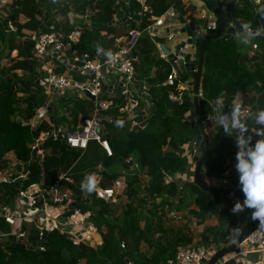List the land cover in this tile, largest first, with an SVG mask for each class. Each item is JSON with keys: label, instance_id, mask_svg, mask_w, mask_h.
Instances as JSON below:
<instances>
[{"label": "trees", "instance_id": "trees-1", "mask_svg": "<svg viewBox=\"0 0 264 264\" xmlns=\"http://www.w3.org/2000/svg\"><path fill=\"white\" fill-rule=\"evenodd\" d=\"M62 1L68 10L80 14H84L86 9L91 11L90 27L81 36V50L89 49L91 43H97L100 49L112 48L115 39L124 36L127 31H140L133 55L136 57V81L144 84L150 95L148 123L141 130H130L129 123L118 112L119 105L124 102L122 97H118L114 102L115 106L107 111L113 120L105 122L102 131L106 133L101 132L112 149L111 156H107L95 141H89L85 149L71 148L60 143L50 134L52 127L45 120L31 126L29 121L35 114L34 103L43 106L48 101L43 87L34 83L40 76L35 72L31 59L33 42L27 37V33L37 31L41 26L38 17L39 4L37 0H15L13 7H3L1 10H4V15H0V169L7 167L5 156L8 152H13L17 165L23 167L27 174L24 179L17 178L0 184L2 200L13 199L32 184L42 180L47 184L64 175L72 182L62 180L61 184L72 190L75 201V205L68 209L66 215H72L75 211L89 212L94 225L104 224L106 230L101 234L102 244L91 247L85 243L74 244L71 236L59 228L39 231L34 220L25 235L26 241H15L13 236L8 235L4 242H0V264H77L81 260H85V264H124L118 248L120 240L126 245L123 254L133 264H166L176 248L190 244L193 237L183 227L175 229L164 225L162 216L156 210L159 206L170 204L169 201L163 200L160 205L152 202L153 208L147 210H150V218L153 220L142 209L150 199L161 195L175 199V204L180 208L185 199H188L184 192H187L199 208L201 218L211 214L217 219L218 224L213 228L211 241L222 245L236 221V215L228 205L229 198L205 191L193 182L179 187L176 182L166 183L165 179L168 175L186 168L188 158L183 155V146L189 144L194 136L198 120L213 115L209 100L215 102L223 93L228 106L237 96L245 93L251 106L250 113L264 109V41L257 38L261 49L251 54L248 49L242 48L240 42L224 35L217 40L207 41L200 84L203 98H198V115L186 118L184 115L190 109L189 94L179 104L169 99L170 94H179V82L163 84L170 76L172 67L160 56L156 40L146 31V27L171 5L178 8L183 15L178 2L145 0L147 9L138 15L141 6L135 0H129L126 8L130 11V16L125 22L108 25L115 15L118 18L124 16L123 10L121 13L118 11L119 6L125 8L124 4L116 5V0ZM232 18L241 24L250 22L254 29L264 28V0H261L257 8L248 0H243L241 9L235 8L232 11ZM9 23L13 24L14 30H8ZM14 51L15 56H12ZM3 60L5 62L1 64ZM191 76L194 77L195 73ZM59 104L67 106L62 101ZM74 105L77 106L73 116L74 123L79 113L83 119L93 111V102L90 99H77ZM88 108L92 110L89 111ZM247 122L254 130L255 118L252 117ZM73 129L71 127L69 130ZM41 133L49 134L43 141L45 157L41 162L40 158L32 162L30 146ZM209 138V151L204 157L201 172L209 177L222 176L235 163V140L225 136L219 126L211 130ZM133 153L136 154L140 168L149 177L143 189L144 195H135V184L138 180L136 176L128 177L125 195L129 202L123 210L122 219L109 221V204L99 200L94 191L88 193L82 190V182L87 175L96 173L100 176V187L111 186L120 173L116 170L110 171L108 167L118 164L128 169L125 159ZM226 160L229 161V166H225ZM89 201H93V205ZM42 205L41 198H36L33 206L41 208ZM143 220L145 225L141 227ZM154 221L156 223L153 225ZM0 229L8 232L9 225L1 220ZM25 229L26 226H23L22 230ZM156 233H160L157 238ZM84 239L89 242L99 240L93 230H89ZM141 242L152 248L151 253L141 251ZM37 244H42L44 250L37 249ZM67 251L71 257L64 255Z\"/></svg>", "mask_w": 264, "mask_h": 264}, {"label": "built area", "instance_id": "built-area-1", "mask_svg": "<svg viewBox=\"0 0 264 264\" xmlns=\"http://www.w3.org/2000/svg\"><path fill=\"white\" fill-rule=\"evenodd\" d=\"M140 6L141 10L137 12L141 15L142 11L146 10L145 0H135ZM175 3L177 0H168ZM197 8H199V14L197 19L201 23L188 20L184 23L186 31H190L192 34L183 37L180 44L174 47H168L166 42L174 40L175 34L180 32L170 30V27L174 26L175 21H179L182 17L180 11L173 5H171L160 17L155 18L151 24L146 27V31L150 37H156L155 31L157 29L164 30L165 42L158 44L160 56L167 60L172 67V71L168 79L163 83L164 85L172 84L174 81L182 83L185 77H188L190 82L193 83L194 77H190L189 73L196 72V59H197V44L205 35L215 31L217 27L216 14L214 8H220L224 13L226 8L230 5L229 18L226 25H229V29L224 36L228 39H236V29L232 25H236L239 28L240 24L233 20L232 11L237 8L241 9L240 0H195ZM254 5H259L261 0H250ZM15 0L11 3H7V0H0V10L3 7L11 8L14 5ZM47 8L48 17L47 23L41 21V26L37 31L27 33V37L33 42V48L31 50V59L34 63V70L39 74V78L34 83L40 84L43 87L44 94L47 96V103L44 106H40L34 103L35 109V122L36 124L41 120H46L52 126L53 130L50 133L55 140L65 144L71 148L85 149L89 141H95L105 151L107 156L112 155V149L106 139L102 136V129L105 122H112V118L107 114V111L112 109L115 105L114 102L118 97H122L124 102L118 107V112L129 123V129L141 130L148 123V106H146L147 100L150 99V95L144 84H139L136 81L135 61L136 57L133 55L137 40L140 36V31L131 29L127 33L115 39L112 48L100 49L97 43H91V46L87 50H81L79 45L81 43V36L85 29L90 27V9H86L84 14H80L71 9H66L62 0H41ZM207 2H211V7L207 5ZM124 4V16L118 18L116 15L108 23V25H118L130 16V11L126 8L129 0H116V4ZM219 4V5H218ZM39 11L41 8L39 6ZM40 15V13H39ZM225 25V30H226ZM8 30H14L13 24H8ZM181 31V30H180ZM183 31V30H182ZM253 50L257 49V44L252 43ZM193 65V66H191ZM189 82V81H188ZM192 88V85H191ZM191 92L192 89H191ZM88 93L92 100L86 95ZM84 96L93 102V111L89 117L81 118L80 121L73 125V131L62 128L55 117L53 111L57 107L59 99L72 100ZM198 98H203L201 91L197 94ZM169 99L172 102L181 103L182 97L180 92L177 96L174 94L169 95ZM184 99V98H183ZM193 116L194 109L192 106V100L188 101ZM212 106L213 112L215 109V102L208 101ZM237 103L242 105V115L248 117L251 112V106L248 103L247 95L240 94L235 101L225 106L222 110L224 113H230L231 107ZM187 114L185 113V117ZM214 115V113H213ZM212 115V116H213ZM201 120L204 124V129L212 128L211 118ZM19 120V119H18ZM53 120L55 123H53ZM71 120V118L69 119ZM30 124L32 120L29 121ZM47 133H41L31 144L32 162L40 158V162L45 157V148L43 146L44 139L48 136ZM254 134H252L253 136ZM203 140H195L189 143L187 151L190 154L194 163L197 161L202 153ZM200 147L202 148L200 150ZM125 163L128 164V169L122 168L119 171V176L114 180L113 184L109 187L97 186L95 196L107 204H116L122 194H125L128 176H137L140 173V165L132 155L125 159ZM17 165V164H14ZM11 165L9 173L0 176V184L4 182L14 181L17 178L24 179L26 172L23 169L20 172H16ZM228 160L225 162V166H229ZM235 163L231 165V169L227 170L223 176H212L213 181H217L220 188L231 187L233 189H239L238 173L234 171ZM102 167L100 166V169ZM235 172V173H234ZM100 182V176L94 173ZM235 174V175H234ZM168 177V176H167ZM231 179L236 180L237 185L231 184ZM72 182L67 176H60L58 180L47 183L42 180L40 183L32 184L24 191L18 193L15 202L16 207L19 209L20 216L19 222L14 216L6 211V208L2 205V189L0 185V221L3 220L7 223L11 229L15 230L13 236L15 241H20L25 237V233L21 230V223H32L34 220L36 227L40 230H52L56 229L58 220L60 217H67L68 209L75 205L73 192L68 187L61 184V181ZM165 182L168 183L165 179ZM99 184V183H98ZM165 196V195H162ZM41 198L42 207L35 209L33 216L28 210H23V206H33L36 198ZM228 205L232 209L234 203L239 200L233 196L228 197ZM167 218L175 223H182L186 221V214L179 210V208L173 204L166 206ZM236 221L233 225L228 237L217 249L207 247L204 244H188L177 247L174 255L166 260V264H206L210 256L219 248L229 244L230 239L236 238L242 231L246 230L252 222L250 209L245 208L244 211L236 213ZM72 216V215H70ZM37 217V218H36ZM18 224V225H16ZM233 229H239L238 234H233ZM1 236V235H0ZM74 244L80 243V239L72 238ZM245 245L241 247H235L233 252L236 251L237 256H230L224 260L217 262L216 264H225V261L229 258L242 259V264H264L262 257L250 258L247 255H262L264 253V231L259 229V225L254 228L249 236L243 241ZM126 245L123 240L118 242V248L120 257L124 260V264H131L128 258L123 254ZM39 250H44L42 244L36 246ZM234 253V254H236ZM77 264H85V260H81Z\"/></svg>", "mask_w": 264, "mask_h": 264}, {"label": "clouds", "instance_id": "clouds-1", "mask_svg": "<svg viewBox=\"0 0 264 264\" xmlns=\"http://www.w3.org/2000/svg\"><path fill=\"white\" fill-rule=\"evenodd\" d=\"M236 29V39L244 46L264 36V28H253L250 22H244ZM102 51V49H98ZM226 106L223 93L215 99L214 117L215 123L222 129L227 137H233L237 151L235 152V170L238 173V183L243 193L242 203L237 200L231 211L236 214L245 208L252 209L251 218L259 221V229L264 231V109L255 113H249L248 117L242 115V105L237 103L230 106V113L222 110ZM255 118V129L252 130L248 120ZM122 125L121 121L117 122ZM252 133L258 139L253 143ZM99 180L95 174H89L82 182V190L91 193L96 190ZM239 229H233V234H238Z\"/></svg>", "mask_w": 264, "mask_h": 264}, {"label": "crops", "instance_id": "crops-1", "mask_svg": "<svg viewBox=\"0 0 264 264\" xmlns=\"http://www.w3.org/2000/svg\"><path fill=\"white\" fill-rule=\"evenodd\" d=\"M228 1L230 2V0H228ZM177 2L179 3V8H181V10L182 9H185V8H188V7H191L192 10H193L191 12V15L190 16H189V14H184L183 13L182 17L179 19V22L177 24H179V26H180L182 23L184 24L188 20H191V21L196 22L197 16H198L199 11H200L199 8H197V6H196L197 5L196 4L197 2L195 0H177L175 3H177ZM177 24L175 23L174 25L177 27ZM175 32H177V31H175ZM179 32H180L179 34H175V37L176 38L174 40H172L171 42H166V44L168 45V47L171 48V47H174L177 44H180L183 37H186V36H189V35L192 34L190 31H186L185 28H182L181 31H179ZM242 48L243 49H245V48L248 49L247 51H248L249 54H251L254 51L252 49V47H251V44L248 45V46L242 45ZM146 106H148L149 107L148 109H150V99L147 100ZM186 116L189 117L190 114L188 113ZM213 117H214V115L212 116L211 121L213 120ZM212 126H213L212 128L209 127V129L206 128V130H205L208 135L211 132V130H213L218 125H216L215 123H212ZM210 142H211V139L209 141V144H210ZM188 145L186 147H188ZM183 155L188 158V164H187L186 168L183 171H181V172H174L171 175H168V177H166V180L167 181L176 182L179 187H182V186H184V185H186L188 183H192L193 182V173H194V167H195L194 160L191 159L189 152L186 151V153H184ZM132 157L137 160L136 154L133 153L132 154ZM12 161H13L12 163H8L7 164V167H5L4 169H0V176L5 175L6 173H9L10 168H12L11 165L17 164V161H15V159L12 160ZM13 167H14L13 169L16 172H20L23 169V167H20L18 165H14ZM118 167H119V170H116V171H120L122 169V167L120 165ZM108 170H110L109 167H108ZM110 171H112V170H110ZM144 177H145V181L148 183L149 177L146 174L144 175ZM184 194H186V196H187L188 199L187 200L185 199V202H184L183 206H181L179 208V210H182L186 214V221H184L182 223H175V222L170 221L167 218L166 212L163 215L161 208H165L166 206H169V203L168 204H164L163 206H159L157 208L156 212H157L158 215H160V216L162 215V219L164 220V225L173 227L175 229L176 228H179V227L185 228L187 231L190 232V234L193 237L192 242L190 244H199V241L201 240V235L204 234L205 229H207V231L212 232L213 231V228L215 226H217L218 222H217V219L214 217V215H210L211 216V218L209 219V223H210L209 226L210 227L209 226H205V227H198V229H196V230L193 229L192 225H190V219L198 218L199 221H200V219H202V218L199 216V208L193 203V201L191 200V198L188 196L187 192H184ZM122 195H124V194H122ZM143 195H144V192L142 191V194L136 195V196H143ZM16 197H17V195H15L13 199H9V200H7L6 198H4V200H2V205H3L4 208H6V211L8 213L12 214L14 216V218L17 219V223H18L19 222V219H20V216H19V213H18L19 212L18 211L19 209H17V207H16V202H15ZM124 198L126 199V201H124ZM163 200L169 201L170 204H173V205L177 206L175 204V202H174L175 199L172 200V198H169V197H166V196H162V195L161 196H157L155 199H150L149 202H154L155 204L160 205V203ZM128 202H129L128 197H126L124 195L123 197H120L119 200H118V202L116 204H114V205H117V206L119 205V207H117V208L122 209V208H125V206H126V204ZM121 205L123 206L122 208L120 207ZM37 208H39V207H34V206H23L22 207L23 210H28L29 212H31V215L32 216L34 215L33 214L34 213L33 211L35 209H37ZM150 208H153V205H151V207L149 205H146V208H143L142 210L144 211L145 215L148 216V218L150 220H153L152 218H150V216H151L150 215V210H147V209H150ZM77 214L79 215V217H81V213L78 212ZM83 214H85V213H83ZM66 218H67L66 216L65 217H60L59 220H58L60 222L59 224H61L63 221H65ZM213 218L215 219V222H214ZM79 220H81V219H79ZM79 220H77V222ZM155 223H156V221H154L153 225ZM30 224L31 223H25V222H22L21 223V230H22V227L23 226H26V229L25 230H22L25 233V235H27V231H28V228H29ZM16 225H18V224H16ZM92 225L94 227H96V225H94V223H92ZM144 225H145V220H143L141 222V227H143ZM89 230H93L94 231V228L93 227H89V228L86 229L85 227H83L82 225L79 224L76 227V229H75V231H74V233L72 235H70L68 232L67 233L71 236V238L76 237V238L80 239V241L88 242V241H85V239L83 240V238L86 237V235L89 233ZM14 231L15 230L11 229L10 226H9V231L8 232H4L3 230L0 229V235H1V237H3V239H2L1 242H4L5 239H6V237L8 235L13 236V232ZM206 234H209V233H206ZM159 236H160V233H156L155 234V238H157ZM23 240L26 241L25 240V237L23 238ZM211 240L212 239H209L208 240V242L210 243V247L217 249L220 245H216ZM99 241L100 240H98L96 242H99ZM100 243H101V241L99 243H97V244L101 245L102 243L101 244ZM99 245H97V246H99ZM97 246H91V247H97ZM243 246L244 245L241 243L239 247L242 248ZM140 248H141V251H143V252L151 253V251H152V248H149L148 245L146 243H144V242H141ZM247 256L250 257V258H253L254 256L255 257L257 256V257H262V259H264V253L262 255L259 254V255H247ZM130 262H131V264H133V261H130Z\"/></svg>", "mask_w": 264, "mask_h": 264}, {"label": "rangeland", "instance_id": "rangeland-1", "mask_svg": "<svg viewBox=\"0 0 264 264\" xmlns=\"http://www.w3.org/2000/svg\"><path fill=\"white\" fill-rule=\"evenodd\" d=\"M38 1V4H39V6H40V8H41V12L39 11V13H40V15H38V16H40L41 17V21L42 22H44L45 21V24L48 22L47 21V19H49V21H50V18L48 17V11H49V8H47L46 6H45V4H43L42 2H41V0H37ZM249 2H250V4H252L253 5V7H255V8H257V7H259L260 6V4L259 5H254L250 0H248ZM12 2V0H7V3H11ZM211 4L212 3H210V2H207V5L209 6V7H211ZM242 4H243V0H240V4H239V6H242ZM117 5V4H116ZM219 5V4H218ZM122 10H124V8L122 7V6H119V8H118V11L121 13V11ZM182 11H183V13L184 14H189V16L191 15V12L193 11L192 10V8L191 7H188V8H185V9H182ZM201 11V10H200ZM3 12H4V10H0V15H4L3 14ZM179 21H175V23L177 24ZM199 23H201V21L200 20H198V19H196V24H199ZM240 25H242L241 23H239ZM175 26V25H174ZM172 26V27H170V30H172V31H180L182 28H184V24L182 23L180 26H179V24H177V27L175 26ZM174 27V28H173ZM227 29H229V25H226V30ZM155 33H156V37H154V39L156 40V43H157V47H158V44L159 43H162V42H165V39H164V37H163V35H164V30L163 29H157V31H155ZM100 35H103V33H100ZM256 43L257 44V49L256 50H258V49H261V46L259 45V42L257 41V40H254V41H252V43ZM252 43H251V45H252ZM241 44V43H240ZM242 45V44H241ZM255 51V50H254ZM11 55L12 56H15V51L14 52H12L11 53ZM5 61L3 60V61H1V64L2 63H4ZM18 73H21V72H18ZM191 73H189V76L191 77ZM192 78V77H191ZM186 80L187 79H183L182 80V83H179L178 84V89H179V91H180V95H181V97H182V102L184 101L183 100V98L185 97V95H187L188 96V94H189V98L192 100V98L191 97H193V92H191V85L193 84L192 82H190V80L188 79V81L186 82ZM84 100V99H88V98H85L84 96H80V97H78V98H74V99H72V100H65L64 98H62V99H59L58 100V103H60L61 101L62 102H66L67 103V106H65V104H64V106H61V104H59L58 105V103H57V107L54 109V111H53V116L55 117V119L57 120V122H58V124L62 127V128H64V129H70L73 125H76V123H78L79 121H80V119H79V116L81 115V113H79L78 114V117H77V119H76V122L74 123V121H73V116H74V112L75 111H77V106L76 105H74L75 104V102H76V100ZM46 102V101H45ZM175 103H178L179 104V102H175ZM46 105V104H45ZM44 106V105H43ZM75 106H76V108H75ZM88 110L89 111H91L92 109H90V108H88ZM91 114V113H90ZM90 116V115H89ZM88 116V117H89ZM189 117H192V116H189ZM71 118V120H69ZM188 118V117H187ZM35 114H34V116L31 118V120H32V123H34V124H31V126H34V125H36V122H35ZM30 120V121H31ZM45 120V119H44ZM46 121V120H45ZM198 121H200V120H198ZM49 123V122H48ZM52 127V126H51ZM52 130H53V128H52ZM102 132H104V134L106 133V131H102ZM41 135V134H40ZM39 135V136H40ZM39 136L37 137V138H39ZM209 136V135H208ZM36 138V139H37ZM35 139V140H36ZM256 139H258V137H256L255 136V134L253 135V143L255 142V140ZM34 140V141H35ZM209 141H210V138L208 139ZM33 141V142H34ZM191 141V140H190ZM190 141L188 142V143H190ZM188 144H185L184 146H183V154L184 153H186V151H187V146ZM5 158L7 159V162L8 163H12L13 161L12 160H14L15 159V161H17L16 160V158H15V156H14V154H13V152H8L7 153V155L5 156ZM118 165V164H117ZM117 165H111L110 167H109V169L110 170H119V165L117 166ZM234 171H236L235 169H234ZM119 172V171H118ZM235 173V172H234ZM144 175H145V170H143V169H140V173H139V175H137L136 176V178H137V180H138V182L135 184V195H140V194H142V191H143V189H144V187H145V185L147 184V182L145 181V177H144ZM235 175V174H234ZM223 176V175H222ZM128 177H131V176H128ZM127 177V178H128ZM125 193V192H124ZM125 195V194H124ZM124 195H121L120 197H123ZM126 196V195H125ZM85 198V196L83 197V199ZM124 201H126V199L124 198ZM90 202V205H93V201H89ZM146 205H152V202H147L146 203ZM146 205H143V208H146ZM117 207H119V205L117 206V205H114V204H109L108 205V210H107V212H108V214H109V216H108V220L110 221V220H112V219H115V218H119L120 220L122 219V213H123V210H124V208H122L123 206L121 205L120 207L122 208V209H120V208H117ZM40 209V208H39ZM96 209V208H95ZM120 210V211H119ZM161 210H162V213H163V215L165 214V212H166V208H161ZM119 211V212H118ZM164 211V212H163ZM79 211H75L73 214H72V216H67V218H66V220L65 221H63L61 224H57V227L63 232H68L70 235H72L73 233H74V231H75V229H76V227L80 224V225H82L83 227H85L86 229L87 228H89V227H93L94 228V232H95V234L97 235V237L99 238V240L101 241V243H102V239H101V234L103 233V232H105V230H106V227H105V225L104 224H98L96 227H94L93 225H92V223L94 222V221H92L91 220V218L89 217L90 216V213H85V214H83V213H81V217H79V216H77ZM80 213V212H79ZM86 215V216H85ZM211 214H207L206 216H204L202 219H200V221H199V219L198 218H194V219H190V225H192V227H193V229H198V227H205V226H209L210 225V223H209V219L211 218V216H210ZM162 216V215H161ZM37 218V217H36ZM79 219H81V220H79ZM77 220H79L78 222H77ZM213 220H214V222H215V219L213 218ZM210 227V226H209ZM75 228V229H74ZM55 229V228H54ZM206 233H209V234H206ZM116 235H118V234H116ZM2 239H3V237H1L0 236V242L2 241ZM209 239H212V232H210V231H207V229H205V232H204V234H202L201 235V240L199 241V243H201V244H204V245H206L207 247H209L210 246V243L208 242V240ZM99 241V242H100ZM99 242H83V241H80V243H85V244H87L88 246H97V245H99V244H97V243H99ZM119 242V241H118ZM100 243V244H101ZM241 244V243H240ZM240 244L238 245V246H240ZM237 246V247H238ZM73 252V251H72ZM120 253V252H119ZM234 253H236V251H234V252H232L230 255H228L227 257H230V256H232V255H234V256H237L238 254L236 253V254H234ZM64 255L66 256V257H71V254L70 253H68V251L67 252H65L64 253ZM227 257H225V259L227 258Z\"/></svg>", "mask_w": 264, "mask_h": 264}, {"label": "water", "instance_id": "water-1", "mask_svg": "<svg viewBox=\"0 0 264 264\" xmlns=\"http://www.w3.org/2000/svg\"><path fill=\"white\" fill-rule=\"evenodd\" d=\"M229 10H230V5L227 6L226 12L224 13L220 8H214V12L216 14V23L217 27L215 31L212 33H209L205 35L202 39L197 44V59H196V72L195 76L193 79V84H192V91H193V97H192V106L194 109V115H198V97L197 94L200 91V84H201V74L203 70V56H204V47L207 41H214L219 38H221L224 34H226L228 31H233L232 29H229L228 31L225 30V25L229 18ZM264 41V36L259 37ZM193 66V65H191ZM86 95L92 100V97L86 93ZM192 113V109H189L186 114ZM53 123L55 121L53 120ZM204 124L201 121H198L195 125V134L192 137V141L195 140H203V145H202V153L200 157L197 159L195 162V167H194V173H193V183L200 187L201 189L213 193H217L222 196L226 197H235L243 201L244 196L242 191L239 189H233L231 187L227 188H220L219 184L217 181H212V176H204L201 172L202 164L204 161V157L209 151V136L206 133L204 129ZM200 147V150L202 149ZM215 177H218V175H215ZM231 184L236 186L237 182L234 179H231ZM252 209H250V212L252 213ZM259 225L258 220H253L251 222V225L244 231H242L236 238L230 239L229 244L222 246L218 250H216L208 259L206 264H216L217 262L224 260L225 257L230 255L233 252V249L237 247L240 243H242L250 234V232L256 228ZM242 259L238 258H229L225 261V264H242L241 262Z\"/></svg>", "mask_w": 264, "mask_h": 264}, {"label": "bare ground", "instance_id": "bare-ground-1", "mask_svg": "<svg viewBox=\"0 0 264 264\" xmlns=\"http://www.w3.org/2000/svg\"><path fill=\"white\" fill-rule=\"evenodd\" d=\"M213 181V180H212ZM243 245H245V242H242Z\"/></svg>", "mask_w": 264, "mask_h": 264}]
</instances>
